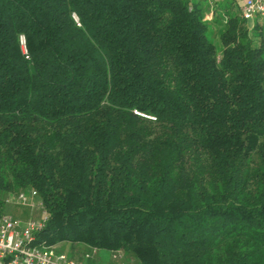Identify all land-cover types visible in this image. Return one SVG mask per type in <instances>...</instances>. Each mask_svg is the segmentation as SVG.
<instances>
[{
    "label": "trees",
    "instance_id": "trees-1",
    "mask_svg": "<svg viewBox=\"0 0 264 264\" xmlns=\"http://www.w3.org/2000/svg\"><path fill=\"white\" fill-rule=\"evenodd\" d=\"M226 1L0 0V217L33 191L75 260L264 264V24Z\"/></svg>",
    "mask_w": 264,
    "mask_h": 264
},
{
    "label": "built area",
    "instance_id": "built-area-1",
    "mask_svg": "<svg viewBox=\"0 0 264 264\" xmlns=\"http://www.w3.org/2000/svg\"><path fill=\"white\" fill-rule=\"evenodd\" d=\"M240 14L246 21L257 20L264 24V0H243ZM72 17L77 23L76 16ZM21 43L23 44V39ZM34 198L33 191L21 192L15 197L16 205L33 207ZM37 206L41 214L38 220L22 223L7 214L0 217V264H88L86 260H75L59 252L56 246L34 244L35 233L44 227L47 220L42 204L38 202ZM120 258L119 254H112L111 264H118Z\"/></svg>",
    "mask_w": 264,
    "mask_h": 264
},
{
    "label": "crops",
    "instance_id": "crops-1",
    "mask_svg": "<svg viewBox=\"0 0 264 264\" xmlns=\"http://www.w3.org/2000/svg\"><path fill=\"white\" fill-rule=\"evenodd\" d=\"M217 3H222L225 0H211ZM227 0L226 2H228ZM232 1V0H230ZM229 1V2H230ZM228 4V3H227ZM235 5L237 10L241 11V7L243 5V0H235ZM207 18V16H206ZM38 202L34 199V206L33 207H25L20 205H10L6 208V214L12 216L15 220L25 223L29 220H38L40 218V209L37 206ZM56 248L59 252L65 253L67 255L73 254L74 257H79L80 253L71 252L69 245L59 244L56 245ZM84 249L81 248V251ZM96 262L95 264H111L110 255L104 252H98L96 254Z\"/></svg>",
    "mask_w": 264,
    "mask_h": 264
},
{
    "label": "rangeland",
    "instance_id": "rangeland-1",
    "mask_svg": "<svg viewBox=\"0 0 264 264\" xmlns=\"http://www.w3.org/2000/svg\"><path fill=\"white\" fill-rule=\"evenodd\" d=\"M230 1V0H229ZM227 2V3H230V5H229V7H230V10L232 11V12H236V11H238L237 10V8H236V5H235V0H232V1H230V2ZM220 3V2H219ZM219 3H217V2H212V4H213V7H214V10H216L217 8H218V6H219ZM206 16H207V18H206ZM205 19H207V20H212L213 19V11H212V13H207L206 15H205ZM250 24L252 23V22H249ZM258 24H260L259 22H258ZM221 24H219V28L221 27L220 26ZM260 25H263V23L262 24H260ZM264 28V27H263ZM264 33V32H263ZM15 197H16V194H8V195H5L4 196V210H5V215H6V208L7 207H9L10 205H16V199H15ZM30 198V197H29ZM118 254L121 256V258H120V260H119V262H118V264H134V262H133V260H131V259H127L125 256H123V254L121 253V252H118Z\"/></svg>",
    "mask_w": 264,
    "mask_h": 264
}]
</instances>
